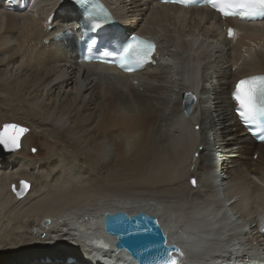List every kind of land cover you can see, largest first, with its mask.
<instances>
[{
  "label": "bare ground",
  "instance_id": "bare-ground-1",
  "mask_svg": "<svg viewBox=\"0 0 264 264\" xmlns=\"http://www.w3.org/2000/svg\"><path fill=\"white\" fill-rule=\"evenodd\" d=\"M6 1L0 0V94L8 102L1 121L33 128L25 147L40 137L55 149L43 160L0 159V264L53 243L68 246L63 254L78 250L76 220H94L99 234L104 211L134 214L140 206L179 244L180 264H261L233 236L263 243L252 224H264V133L239 124L232 95L239 81L264 75V14L222 21L207 7L98 2L102 15L108 5L118 15L114 32L133 24L131 34L158 44L156 66L124 77L112 66L82 63L90 53L71 43L85 29L105 36L91 17L94 0H17L28 6L23 14L6 12ZM95 41L117 61V47ZM183 92L194 98L189 116L179 104ZM20 181L30 190L15 199L9 188L16 191ZM93 199L102 203L96 210L87 208ZM201 201L212 206L208 215L192 210ZM175 206L185 214L169 215ZM203 224L218 230L209 233Z\"/></svg>",
  "mask_w": 264,
  "mask_h": 264
},
{
  "label": "snow or ice",
  "instance_id": "snow-or-ice-1",
  "mask_svg": "<svg viewBox=\"0 0 264 264\" xmlns=\"http://www.w3.org/2000/svg\"><path fill=\"white\" fill-rule=\"evenodd\" d=\"M212 3L214 7L217 4L222 5L218 10L224 16L234 15L233 12L226 9L235 4L248 5L254 11L258 10L260 14H264V0H212ZM233 35L234 32L230 29L229 36L231 37ZM153 52L154 46L152 44L134 38L133 42L129 43L124 48L118 66L131 72L136 67H140L144 63L149 62ZM233 99L237 103V114L243 122L252 124L264 117V76L252 77L239 81L235 87ZM26 131V129L14 124L5 125L3 129H0V144L4 145L6 148H18L20 137ZM33 151H35V149H33ZM192 183L195 184L196 181L193 180ZM21 186L24 189L29 187L26 182H21ZM144 250L158 251L159 255L151 264H178L173 253L182 255L179 249L169 248L167 246L166 238L163 242L154 243L151 248L146 247Z\"/></svg>",
  "mask_w": 264,
  "mask_h": 264
},
{
  "label": "water",
  "instance_id": "water-1",
  "mask_svg": "<svg viewBox=\"0 0 264 264\" xmlns=\"http://www.w3.org/2000/svg\"><path fill=\"white\" fill-rule=\"evenodd\" d=\"M193 105L194 98L192 94L190 92H183L181 95V108L186 116L190 115ZM1 145L2 144H0V146ZM18 149L19 147L12 149L8 153L15 152ZM24 192L25 191L21 192L18 196H22ZM89 222L90 230L92 232L97 231V223L93 220H89ZM101 229L106 236L115 239V253L124 251L139 264H151L159 253L157 250L145 251L144 249L146 247L151 248L154 243H161L166 238L157 218L142 210L131 215L126 214L123 210L113 213L105 212L102 217ZM90 243L91 244L87 245V247L100 250L109 249V246L102 240H94ZM167 246L169 248L179 249L176 245L167 244ZM178 256L182 257V255Z\"/></svg>",
  "mask_w": 264,
  "mask_h": 264
},
{
  "label": "rangeland",
  "instance_id": "rangeland-1",
  "mask_svg": "<svg viewBox=\"0 0 264 264\" xmlns=\"http://www.w3.org/2000/svg\"><path fill=\"white\" fill-rule=\"evenodd\" d=\"M42 7H44V6H42ZM228 67H229V64H228ZM2 97H4V96L0 94V101H1L0 102V127L2 125H6V124H14V123H15L14 125L19 124L17 126L23 127L24 129L28 130V134L23 139H25L27 136L29 137L34 131H33V128L30 127L28 124H26L24 121L18 122L17 120L15 121L14 119H12L10 117L6 118L5 120L2 119V121H1L2 115L5 112V110L7 109L5 107V104H6V102H8L7 101L8 99L3 100ZM1 98H2V100H1ZM179 104H180V102H179ZM23 139L21 141V149L19 152L15 153V155L20 154L22 156V154H27V155H29V157L32 158L33 161L47 159L53 155V152L55 149V146H54L55 143L54 142L38 137V138L31 139V142H28V146L25 147ZM3 149H4L3 147L0 148V153L3 152ZM33 149H35V151H33ZM230 155H231V153L228 156H230ZM232 155H234V153ZM16 156L19 157L18 155H16ZM36 156H38V157H36ZM228 156H225V155L221 156L222 161H225L226 157H228ZM235 159H237V157H235ZM253 161H255V160L253 159ZM189 186H190V184H189ZM92 202H96V199L91 200V203ZM151 212H153V211H151ZM172 213H174L173 215H178L180 213L185 214V210L181 207H176V211H175V207H174V210Z\"/></svg>",
  "mask_w": 264,
  "mask_h": 264
}]
</instances>
